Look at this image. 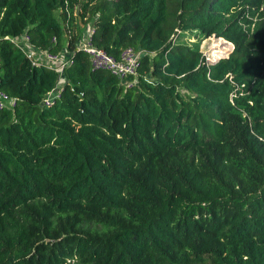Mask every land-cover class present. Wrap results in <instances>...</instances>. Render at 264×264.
Here are the masks:
<instances>
[{
  "label": "trees",
  "instance_id": "1",
  "mask_svg": "<svg viewBox=\"0 0 264 264\" xmlns=\"http://www.w3.org/2000/svg\"><path fill=\"white\" fill-rule=\"evenodd\" d=\"M0 88V264H264V0H0Z\"/></svg>",
  "mask_w": 264,
  "mask_h": 264
},
{
  "label": "built area",
  "instance_id": "2",
  "mask_svg": "<svg viewBox=\"0 0 264 264\" xmlns=\"http://www.w3.org/2000/svg\"><path fill=\"white\" fill-rule=\"evenodd\" d=\"M90 30L93 32L94 28ZM55 39L56 37H54ZM18 41L35 63H45L48 66L55 67L60 72L61 79H64L63 71L64 67L69 63V55L66 56L63 51L54 52L32 44L28 34L23 35L22 38H18ZM80 47L84 48L89 54L93 67L109 69L123 80L126 76L130 74L135 75L138 72L141 63V51L135 49L133 46L123 48L120 56L117 57L108 52L104 47L97 45L89 36ZM60 89L58 84L55 89L46 95L43 104L50 105L55 97L60 95ZM18 100V96L0 88V109L14 108L18 104Z\"/></svg>",
  "mask_w": 264,
  "mask_h": 264
},
{
  "label": "rangeland",
  "instance_id": "3",
  "mask_svg": "<svg viewBox=\"0 0 264 264\" xmlns=\"http://www.w3.org/2000/svg\"><path fill=\"white\" fill-rule=\"evenodd\" d=\"M90 25H92V22H82V30L80 33L79 41L77 42L78 45H83V43L89 38V30H90ZM199 39V37L195 34L192 33V37H186L185 40L188 42H195ZM66 40V39H65ZM27 44V42H25ZM200 47L204 51L207 57L210 59L218 58V57H223L226 56L230 53V51L233 48V43L229 41L228 39H225L221 36H216L215 34L207 36L205 38H202L200 41ZM65 52V55H69L71 51H67L66 49L62 50ZM60 75V80H59V87L62 88L64 84V79H61Z\"/></svg>",
  "mask_w": 264,
  "mask_h": 264
}]
</instances>
